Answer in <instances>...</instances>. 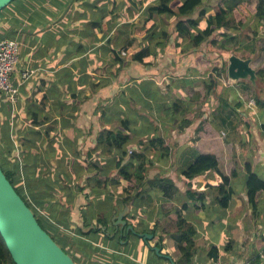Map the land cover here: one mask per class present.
<instances>
[{
    "label": "crops",
    "instance_id": "1",
    "mask_svg": "<svg viewBox=\"0 0 264 264\" xmlns=\"http://www.w3.org/2000/svg\"><path fill=\"white\" fill-rule=\"evenodd\" d=\"M158 6L160 0H13L3 8L0 40L14 38L19 47L11 75L18 89L15 101L0 96V152L16 160L19 191L39 218L66 238L77 264H170L165 255L175 262L177 250L169 237L160 246L162 255L151 247L159 234L173 232L178 213L196 229L193 264L253 263L264 248V192L257 194L254 207L249 205L244 162L249 160L264 178V135L256 131V120L262 118L256 106L250 108L251 130L243 129L241 137L246 144L252 140L254 148L247 156L252 151L255 158L241 164L233 160V153L222 162L229 140L238 143L221 136L226 132L217 130L206 116L203 119V113L172 114V103L184 97L181 89L172 92L178 85L174 81L167 96L159 94L160 80L153 78L157 55L164 57L163 51L170 48L167 52L178 62L200 72L204 54L176 35V16L156 12ZM148 46L154 54L143 61L119 55L120 50L132 56L134 50ZM24 70L32 71L27 80L21 79ZM237 93L246 96L239 89ZM182 118L191 123L180 130ZM117 130L131 137L128 156L130 150H138L137 142L155 136L165 139L167 156L149 155L154 161L146 176L150 184L137 188L134 183L130 190H122L126 180H110L116 176L118 154L105 138L108 131ZM240 149L245 154L247 148ZM197 154H214L220 171L228 176L237 171L230 178L233 195L227 207H220L217 193L206 189L213 173L190 181L203 200L191 201L185 193L187 180L180 171ZM153 177L171 180L164 185L167 193ZM140 189L141 197L134 196ZM124 206L126 223L120 231L121 224L114 221ZM84 219L89 225H83ZM127 224L137 232L154 229L156 235L150 233L154 239L145 242L126 231ZM211 246L217 248L216 260L209 257Z\"/></svg>",
    "mask_w": 264,
    "mask_h": 264
},
{
    "label": "trees",
    "instance_id": "2",
    "mask_svg": "<svg viewBox=\"0 0 264 264\" xmlns=\"http://www.w3.org/2000/svg\"><path fill=\"white\" fill-rule=\"evenodd\" d=\"M207 1V2H206ZM245 0H221L219 3H214L210 0H160V6L154 8L158 13H167L175 15L176 20L174 23V31L178 37L183 40H189L193 47H197L200 44L206 43L209 47L211 46L213 52L216 53L214 62L218 63V72L216 76L226 75V57L233 55V51L240 49L239 31L242 27H249L252 35H257V30L264 28V0H257L255 7L252 9L244 6ZM211 11V13H209ZM197 12L196 16L192 15ZM151 34H154L152 32ZM150 34V35H151ZM165 34V32H164ZM165 40L168 39V34H165ZM162 42H159L161 44ZM165 43V42H164ZM151 47L145 48L144 50H134L131 53V59L143 61V58L149 54H154L150 51ZM123 50V49H121ZM248 50V48H247ZM252 52V50H248ZM121 51L119 50V55ZM243 58H249L243 56ZM215 68V69H216ZM256 78L259 82L264 84V68L255 70ZM212 75V74H211ZM210 75V76H211ZM261 80V81H260ZM205 88L209 90L210 94L214 96L215 104L211 105L209 114L206 118L210 121L212 126L217 130H223L227 135L231 136L234 134L233 141H236L241 148L244 147L243 138L241 137L242 130L250 132V124L248 123L249 115H251L250 108L256 106L257 116L262 121L259 123V130L264 135V96L257 95L256 85L250 81L244 79L237 80L231 84H226L216 80L215 78H209L208 83H205ZM237 86H240L238 88ZM246 93L247 95L252 92L250 96L244 98L237 93V90ZM253 99L254 104L248 105V100ZM188 101V100H187ZM186 102V101H185ZM184 103V102H183ZM173 113H180L182 116L193 113L194 116L201 115L206 112V108H200L201 111L196 110L197 105L190 107L185 104L182 106L181 101H175L172 103ZM191 123V119L182 118L179 123V129L182 130L184 127ZM178 124V123H177ZM107 144L115 147L118 154L117 161L115 164L116 176L115 179L111 178L112 182H119V178L126 180L127 186L122 190H130L135 183L137 188L141 185L151 183V179L147 176V171L153 165L154 161L149 159V155L155 158H164L168 154L167 146L165 145V139L159 136L150 137L146 142H137V151L130 150L131 154L127 155V146L131 144L132 140L129 134L121 131H108V135L105 138ZM144 150L143 152H141ZM126 156L128 157L127 162L124 163ZM194 160L190 161L181 171L180 175L187 180L186 184L188 188L185 193L189 196L191 201H201L203 196L193 192L190 188V181L196 176L202 173H213L215 178L213 181L206 184V189L215 191L217 193V204L225 208L228 206V202L233 195V189L229 186L230 178L237 175L236 170H232L230 175L222 173L218 167V160L214 154H197L194 156ZM8 157H4L0 152V167L4 172L6 178L10 181L16 192L26 202V204L34 211L36 219L40 226L60 245V247L68 253L76 263V258L73 256L71 251L66 247V238L57 235V232L48 227L41 218H39L36 210L31 204L25 199L24 195L18 189V164L15 161H10ZM245 169V181L244 188L247 197V202L250 206H255V199L259 192H264V178L255 172L251 163L247 162L244 164ZM154 181H161V192L167 193L168 189L164 186L167 183H171L169 178H152ZM156 179V180H155ZM142 189L136 191L134 196L141 197ZM184 204L182 206L185 207ZM104 223V218L102 220ZM84 226L89 225L84 219ZM174 230L169 235L157 236L158 244L162 246V241L165 237H169L174 241L175 249L177 250V257L175 264H193V257L197 251L195 236V227L186 222L180 213L177 214V219L174 224ZM93 231L92 228L89 231ZM149 233L155 234V230L149 231ZM156 235V234H155ZM155 237V236H154ZM125 238V237H123ZM79 241L80 239H75ZM81 241V240H80ZM83 249V248H82ZM264 252V248L262 250ZM210 258L216 260L217 248L211 246ZM253 259V263L259 264L260 254L256 253ZM0 264H15L9 251L5 248V244L0 236ZM77 264V263H76Z\"/></svg>",
    "mask_w": 264,
    "mask_h": 264
},
{
    "label": "water",
    "instance_id": "3",
    "mask_svg": "<svg viewBox=\"0 0 264 264\" xmlns=\"http://www.w3.org/2000/svg\"><path fill=\"white\" fill-rule=\"evenodd\" d=\"M13 0H0V11ZM249 58L237 55L228 57L226 66L227 77L232 81L248 78L255 84V69L250 65ZM127 207L115 217V225L126 221L122 218ZM142 238L145 242L154 239L153 234L137 232L131 225H126V231ZM0 236L15 264H76L58 243L40 226L34 211L16 192L0 167ZM151 247L157 255L160 254L158 239ZM170 264H175L169 255H165Z\"/></svg>",
    "mask_w": 264,
    "mask_h": 264
},
{
    "label": "rangeland",
    "instance_id": "4",
    "mask_svg": "<svg viewBox=\"0 0 264 264\" xmlns=\"http://www.w3.org/2000/svg\"><path fill=\"white\" fill-rule=\"evenodd\" d=\"M210 1H214V3L221 2V0H210ZM256 3H257V0H245L244 6L252 9L253 7H255ZM239 39H240V45H239L240 49L238 51H233L232 54L237 55L242 58L245 55L248 56L249 59L251 60L250 65L255 70L259 68H264V28H261V29L259 28L257 30V35L254 36L252 35L249 27H242V29L239 31ZM140 45L141 44H138V47H140ZM198 47H199V50H197L198 53L204 54L200 63H198L201 68L200 72L199 71L196 72L194 69H191V68L188 70V68H186L187 66L184 65L183 61L178 62L177 59H175L172 56V53L167 52L169 51L170 48L169 49L165 48V51H163L164 57H162L160 54L157 55L158 56L157 58H160V59L158 61H155L156 63L155 68H156L157 74H154L153 78L156 81L160 80V82H158L160 84V87L158 88L159 94L166 95V96L168 95L170 84H172L173 81L176 82L178 85L172 90V92H176L178 89H181L180 95H182L184 98H181L179 101H181L182 106H184L185 104H188L190 105V107H192L196 104L197 105L196 110H199V111H201L200 108L205 107L206 112L203 113V119H204V117L207 114H209V111H210L209 109L211 105L215 104V100H213L214 96L210 94L209 90L205 88L204 84L208 83L209 78H215L216 80L226 83V84H231L234 81L230 80L227 77V74L225 75V73L224 75H220V76H216L215 73L213 74V72H218L217 70L218 63L214 62V58H216V53L213 52L211 46L209 47L206 43H203V44H200ZM172 48L173 47L171 46V49ZM247 48L248 50H252V52L249 53ZM120 55L126 58V60L131 59L130 54L127 53L126 51L121 52ZM229 56L230 55H228V57ZM210 57L211 59H209ZM228 57H226V65L228 64ZM176 72H179V73L177 74ZM173 77H175L174 80L171 79ZM244 80L246 82L249 81L248 78ZM189 81H191V85L189 84ZM255 85L257 89L256 91L257 95L259 94V96H264L263 82H259V79L256 78ZM251 93L252 92L250 91V93L248 95L246 94V96L249 98L250 96L252 97ZM246 96L244 98H247ZM259 121L260 120H256V131H259V128L257 126V124H259ZM197 124H199L201 127L206 126V123L204 121L200 122L199 119H197ZM251 124H252V121H251ZM234 134L236 133H231L230 134L231 136L229 137L230 138L233 137ZM221 136L227 137L228 135L221 134ZM229 141L230 142L228 143V145H225L223 148L224 151L222 152V156H223L222 162H225V157L229 153H233L234 154L233 160L240 162L241 164H243L245 158H249L250 160L252 159V157L255 158V156H253L254 154L252 151L249 154L252 156L250 157L247 156L249 151L252 149V147L254 148V145L252 144V140L249 142V144H246V142H244L243 149L247 148L245 154L242 153V150L240 149L241 148L240 145L238 146L237 144L233 145V143L231 142L232 140H229ZM259 146L260 145H257L256 143L255 147H259ZM232 147H233V150H232ZM247 162H250V161L245 160L244 164H246ZM176 255L177 253L174 254V256Z\"/></svg>",
    "mask_w": 264,
    "mask_h": 264
},
{
    "label": "built area",
    "instance_id": "5",
    "mask_svg": "<svg viewBox=\"0 0 264 264\" xmlns=\"http://www.w3.org/2000/svg\"><path fill=\"white\" fill-rule=\"evenodd\" d=\"M19 43L14 38H3L0 40V96L5 94L10 101H15L17 87L11 81V75L15 70L18 60ZM124 52V51H121ZM32 71L24 70L21 73V79L27 80ZM252 99L248 100V105H253ZM259 264H264V254L260 253Z\"/></svg>",
    "mask_w": 264,
    "mask_h": 264
}]
</instances>
